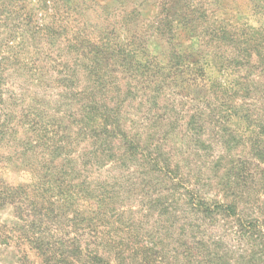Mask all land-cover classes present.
<instances>
[{"label":"trees","instance_id":"1","mask_svg":"<svg viewBox=\"0 0 264 264\" xmlns=\"http://www.w3.org/2000/svg\"><path fill=\"white\" fill-rule=\"evenodd\" d=\"M249 4L225 22L209 0L150 16L0 0V165L22 174L0 172L8 264H151L167 243L171 264H237L216 234L227 219L264 264V0ZM135 103L144 115L126 118ZM147 209L159 242L135 235Z\"/></svg>","mask_w":264,"mask_h":264},{"label":"rangeland","instance_id":"2","mask_svg":"<svg viewBox=\"0 0 264 264\" xmlns=\"http://www.w3.org/2000/svg\"><path fill=\"white\" fill-rule=\"evenodd\" d=\"M94 1H97L100 4H104L105 5V7H104L105 11H106V9L109 10L111 8L112 9L117 8V6L115 4L118 1H121V2H123V4H127V6H128L127 8H129V10L132 7H137L138 9H140V11L142 12V14L144 16H150L151 14L157 12V10H158L157 5L159 3V0H94ZM208 6L210 7L211 10H215V12H216V14H214L215 17H218L219 19H221L225 22H231L232 21L231 19H233L234 14H236V15L242 14L243 16H246L247 14H249L250 4H249V0H209ZM105 11H104V13H105ZM99 13H100L99 11L90 12L87 16L79 17L78 19H79V21H83V19H86V20H91V22H94V20L100 16ZM2 29H0V31H2ZM0 37H1V34H0ZM26 94L27 93H26L25 89H23V94H21V99L25 100ZM18 95H19V93H17L15 95L16 97L14 96L15 99L12 100L13 102H18V99H17ZM7 97H8V93L4 95V99L5 98L8 99ZM128 105H129V107L127 105L124 107V114H125L126 118H134L135 116H136V118H138V117L140 118V116L144 115L143 111H146V108H147L145 105L138 106L136 103L135 104H128ZM179 105H181V102H179ZM133 114H134V117H131ZM152 115H154V114H151V116ZM177 127H178L177 131H176L177 134H175V136H174L175 139L178 138V136L183 135V130H182L183 126H181L179 123L177 125ZM192 137L190 136V138H188V140L186 141V145L183 146L182 150L184 152L189 151V148H193V146L190 147L193 144L192 143L193 142ZM48 141L49 140L46 139V142H48ZM180 144H182V143H180ZM176 154H177V152H176ZM200 159H201V162L197 166H200L201 164L203 165L207 161L206 156H202V158H200ZM20 170L21 169L17 168V167H11L10 168L6 164L0 165V172L3 174V176H5V178L10 183H16L22 179V174L20 173L21 172ZM124 176H127V174H125ZM135 180H138L137 173H134L133 176L130 177V180H129L130 183L127 184V186L133 184V182H135ZM134 198H136V197L133 196L130 201L132 202V200H134ZM147 198L148 197H146V196L144 197V199H147ZM10 211H11L10 207L1 208L0 219L1 220L9 219ZM151 213L152 212H150L148 209H147V211L142 210L140 213V214H143V216H145V218L143 217L144 220H141L140 222H137L135 224L134 230H135V235L138 238V241L159 242V240H161L160 239L161 234L165 233V230L163 227H161V225H158V224L154 225L153 222L152 223L149 222V219H152V217H150ZM248 214L250 215L253 213H250V211L246 210L244 217L245 218H246V216L248 217ZM232 225H234V221L232 219H227L225 222L221 223L220 228L217 231V233L215 232L217 234V236H222V238H220L221 243H223V247H221V249L223 250L222 252L225 253L226 255L233 256V258L236 260V262H238L237 264H256V261H255L256 258L253 257L254 253H253V251H251V248L249 246L244 245V246H241L240 248L239 247L237 248V246H234L237 244L235 241L232 240L233 236L231 235V232H230V229H232ZM164 248H166V250H160L159 249L160 251H159L158 256L161 259L159 261H155L153 259V262L151 264H171L174 262L171 260L172 254L168 253V250H170L172 248L171 244L167 243ZM258 249H259V247L257 248V250ZM259 250H262V248H260ZM6 251H7L6 249H2L0 251V264H8V259H9L10 253H6ZM159 257H157V258H159Z\"/></svg>","mask_w":264,"mask_h":264}]
</instances>
